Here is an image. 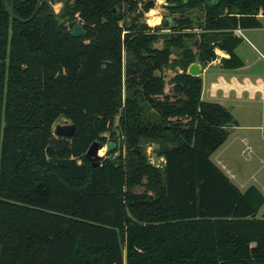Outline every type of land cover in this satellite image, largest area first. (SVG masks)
Returning <instances> with one entry per match:
<instances>
[{
    "label": "trees",
    "instance_id": "16d2710c",
    "mask_svg": "<svg viewBox=\"0 0 264 264\" xmlns=\"http://www.w3.org/2000/svg\"><path fill=\"white\" fill-rule=\"evenodd\" d=\"M38 1L9 0L21 19ZM165 1L179 14L157 28L169 35L142 24L156 0H69L61 27L46 5L24 24L0 0V264H264V195L211 160L239 124L188 74L217 50L222 69L243 68L235 33L262 28L264 0ZM195 24L197 54L187 47ZM175 67L167 94L162 73ZM60 119L77 126L66 150L49 146ZM105 132L126 156L95 168L85 154ZM151 145L162 168L148 161ZM50 158L82 159L87 177Z\"/></svg>",
    "mask_w": 264,
    "mask_h": 264
},
{
    "label": "rangeland",
    "instance_id": "374dc122",
    "mask_svg": "<svg viewBox=\"0 0 264 264\" xmlns=\"http://www.w3.org/2000/svg\"><path fill=\"white\" fill-rule=\"evenodd\" d=\"M146 1V0H143ZM168 3L165 0H156L155 2V8L151 10L149 13L144 14L143 18L147 25L150 28L151 34H159V35H169L170 31L168 30H158L157 28L162 26L164 19H170L172 18H178L179 14L172 15L168 10ZM57 7H59V4H57ZM152 15V16H151ZM198 15L195 14L194 18H196ZM159 19L157 23L153 22L154 19ZM264 18V17H263ZM263 27L260 29H252L244 33V41L240 44V46L236 50V54L240 57V59L244 62L245 66L241 68V70L235 71V70H222L219 69L217 71L218 67H220V60L224 56L223 52L217 50L218 59L215 61V65H213L207 72L203 73L201 75L202 80H204L205 83V89L206 85L207 88L210 86L211 81H214L218 78L219 74H224L226 76L231 75H239L240 80L239 82L242 85H245L243 79L244 77H248L250 81L255 84L258 79H262L264 81V19H261ZM190 34H194V37L192 39H189L187 42V47L191 49L195 54L198 53L197 46L195 45L196 41L200 39V34L203 32V28H200L197 24L194 25V29L189 31ZM237 36H242L241 33L236 32ZM158 48H163L165 46L164 41H159L156 45ZM171 59L174 62H178L181 59V51L172 49V57ZM198 63V61H196ZM217 63V65H216ZM209 65V64H208ZM207 66H203V70L206 69ZM177 66V65H176ZM217 66V67H216ZM180 73V68H168L166 69L162 74L166 81V87L165 91L167 94L172 93L173 88V78L176 74ZM160 74V73H157ZM230 82V80H228ZM232 88V87H228ZM240 90H244V86H238ZM208 96L205 95V100H209L207 98ZM210 101L221 103L223 106H225L227 109L231 111L233 116L239 121L240 126L236 129L235 133L230 137L231 148L228 153H232L236 157L237 161V167L233 165L227 164L225 167L224 172L231 171V173H234V175L237 176V183H239L241 187H251L255 186L259 189L264 188V165L262 168L260 167V160L255 156V153L250 152L249 150L245 149V152L243 153L242 150L245 148L244 145H242L241 139L245 137L246 132L251 134L253 132L252 136L255 137L257 134L259 136L258 142L261 143V137L264 136L261 135L260 129H248L252 130L246 131L244 127H257V126H263L264 127V102L257 99L253 100L249 97L248 93H246L244 96H239L238 93L232 90L230 91H223L221 90L219 94H216V98L210 99ZM57 123L64 124L65 120L60 119L57 121ZM56 123V124H57ZM54 125V128L56 126ZM119 124V117L115 120V127H117ZM101 137L105 139L104 145L105 149L101 152V156L104 157V159H108L109 156L112 153L116 154V157L121 156L122 158H125L126 156V150L120 149L119 151L115 152H109L107 151L106 147L107 144L110 141V135L108 133L101 134ZM57 138L54 134V129L52 130V139ZM264 139V137H263ZM255 140V139H254ZM251 141V140H250ZM257 141L256 146H257ZM263 145V146H262ZM260 147H257V149H261L264 147V143L259 145ZM147 147V146H146ZM149 147V146H148ZM225 148V147H224ZM224 148L218 150L213 156L212 160L217 163L222 157ZM154 150H158V146L151 145L147 149L149 161L153 159V163L156 166H159L158 168H162L164 163L163 161L156 156L154 153ZM249 151V152H248ZM264 155V150H261ZM221 156V158H220ZM250 159V160H249ZM264 160V157H263ZM81 163H83L82 159H79ZM224 163V162H223ZM222 163V164H223ZM224 165H226L224 163ZM220 167V165H219ZM241 167V170L238 168ZM237 171V172H236ZM262 172V174L260 173ZM239 181V182H238ZM134 193L137 195L142 194H149L152 195L153 193L151 191L146 190L144 187H138L134 189ZM264 209H261L260 214H262Z\"/></svg>",
    "mask_w": 264,
    "mask_h": 264
},
{
    "label": "water",
    "instance_id": "95a60500",
    "mask_svg": "<svg viewBox=\"0 0 264 264\" xmlns=\"http://www.w3.org/2000/svg\"><path fill=\"white\" fill-rule=\"evenodd\" d=\"M5 6V10L7 14L10 16L12 20L19 21L21 23H29L35 19V17L40 12V9L42 5H46L49 9L50 13L54 18L58 21V26L61 27L65 24H68L70 18L66 16L67 8L69 5V0H62V2L59 4V7L57 5L52 4L49 0H39L34 12L28 19H21L19 18L12 10L10 6L9 0H2ZM169 22H172V18L167 19ZM147 23L145 20L142 22V24ZM85 30L83 26L80 24H76L73 29L71 30L72 36L75 38H80L84 35ZM188 74L193 77H201L203 74V68L200 63H194L188 68ZM54 129V134L57 138L50 139L49 140V146L56 150H66L69 148L71 139L76 135L77 133V126L73 123L69 122L68 120H65L64 124L57 123ZM117 148V145L115 143L109 142L107 144V151L113 152ZM105 149V146L98 141H95L92 143L90 148L85 154V158L91 163V165L95 168L100 167L101 163L104 159L103 156H101V151ZM116 158V154L113 153L110 156V161H113ZM49 163L57 165L61 168H64L69 171L70 176L74 180H82L87 177V170L85 164L81 163L79 159L77 158H69V159H58V158H50Z\"/></svg>",
    "mask_w": 264,
    "mask_h": 264
},
{
    "label": "crops",
    "instance_id": "0c3cea01",
    "mask_svg": "<svg viewBox=\"0 0 264 264\" xmlns=\"http://www.w3.org/2000/svg\"><path fill=\"white\" fill-rule=\"evenodd\" d=\"M261 19H264L263 16H261L260 20ZM263 27V25H262ZM249 30H241V35L240 37H242L244 39V33L247 32ZM224 56L223 57H228L227 54L223 53ZM213 65H215V62L213 63H210L208 65V67L206 69L203 70V73L207 72ZM217 65V63H216ZM220 65V64H219ZM217 67V66H216ZM219 69H222L221 68V65L220 67H218L217 71H219ZM223 70V69H222ZM225 70V69H224ZM238 70H241V69H237L235 71H238ZM240 76L239 75H231V76H226L224 74H219L218 75V78L214 81H211V84L210 86H208L207 88V85H206V89H205V83H204V80H203V91H202V100L205 101V102H211V103H218V102H214V101H210V99H214L216 98V94H219V92L221 90L223 91H230L232 92L235 91L236 93H238L239 96L241 95H245L246 93H248L249 97L253 100H261L264 102V81L260 78L257 80V82L255 84H253L250 79L248 77H244L243 81L245 82L244 84L245 85H242L240 82H239V79ZM230 80V82L228 81ZM238 86H244V90H240L238 88ZM228 87H232V88H228ZM205 95L208 96L207 98H209V100H205ZM218 104H221V103H218ZM222 105V104H221ZM223 106V105H222ZM225 107V106H224ZM226 108V107H225ZM233 115V114H232ZM235 118V117H234ZM236 119V118H235ZM237 120V119H236ZM239 126L234 128L233 131L231 132L230 136L228 137L227 141L223 144V146L220 148H224V151H223V154H222V157L220 156V160L215 163L213 160H212V156L215 154H213L211 156V160L213 161V163L219 167V169H221L223 172L225 169V167L227 166V164L229 165H233V166H236L237 167V161H236V157L232 154V153H228L227 151H229V149L231 148V146L233 144H231L230 141V137L235 133L236 129L241 127L240 126V123L239 121L237 120ZM242 128V127H241ZM244 129L246 131H252V130H248V129H260L261 131V135H263L264 133V127L263 126H257V127H244ZM253 132H251V134L247 133L246 132V135L245 137H243L241 139V144L245 146V148H243L242 152L244 153L245 152V149L249 150L250 152L253 151L252 154L255 153V156H257V158L260 160V167L262 168V166L264 165V160H263V153H262V149L264 150V147L261 148V149H257V147H260L259 145L262 144V142L264 143V139L263 137H261V143H259L257 140L259 138V136L256 134L255 137L252 136ZM257 141V146H256V142L255 140ZM251 140V141H250ZM263 146V145H262ZM219 149V150H220ZM248 151V152H249ZM250 160V159H249ZM226 165H224V163ZM223 163V164H222ZM223 168V169H222ZM240 170H241V167H238ZM227 170V169H225ZM237 172V171H236ZM262 174V172H260ZM224 174L231 180V182L237 186L241 191L245 192L248 188L250 187H241L239 186L240 184L237 183L236 179H237V176L234 175V173H231V171H226L224 172ZM239 182V181H238ZM255 187V186H254ZM257 188V187H256ZM259 189V188H258ZM261 191V193L264 195V188L263 189H259Z\"/></svg>",
    "mask_w": 264,
    "mask_h": 264
},
{
    "label": "built area",
    "instance_id": "2783aa9c",
    "mask_svg": "<svg viewBox=\"0 0 264 264\" xmlns=\"http://www.w3.org/2000/svg\"><path fill=\"white\" fill-rule=\"evenodd\" d=\"M236 32H241V30H237ZM162 161H163V163H165V160L163 159V158H160ZM148 161H149V157H148ZM149 163L151 164V165H153V166H156V165H154V163H153V159H151V161H149ZM156 167H159V166H156Z\"/></svg>",
    "mask_w": 264,
    "mask_h": 264
},
{
    "label": "bare ground",
    "instance_id": "6f19581e",
    "mask_svg": "<svg viewBox=\"0 0 264 264\" xmlns=\"http://www.w3.org/2000/svg\"><path fill=\"white\" fill-rule=\"evenodd\" d=\"M152 16V15H151ZM159 21V19H154V21L153 22H155V23H157ZM102 152V151H101Z\"/></svg>",
    "mask_w": 264,
    "mask_h": 264
},
{
    "label": "flooded vegetation",
    "instance_id": "af4514ba",
    "mask_svg": "<svg viewBox=\"0 0 264 264\" xmlns=\"http://www.w3.org/2000/svg\"><path fill=\"white\" fill-rule=\"evenodd\" d=\"M67 16V15H66Z\"/></svg>",
    "mask_w": 264,
    "mask_h": 264
}]
</instances>
